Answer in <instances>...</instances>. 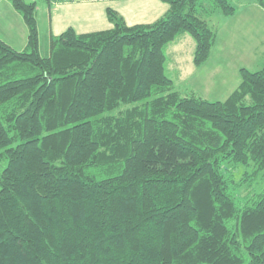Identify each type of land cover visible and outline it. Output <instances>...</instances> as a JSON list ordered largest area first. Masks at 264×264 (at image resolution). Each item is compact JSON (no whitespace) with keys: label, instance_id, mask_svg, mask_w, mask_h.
<instances>
[{"label":"trees","instance_id":"1","mask_svg":"<svg viewBox=\"0 0 264 264\" xmlns=\"http://www.w3.org/2000/svg\"><path fill=\"white\" fill-rule=\"evenodd\" d=\"M27 47L0 38V264H264V66L224 101L178 91L165 47L191 35L210 57L230 0H161L163 17L52 35L37 3L9 0ZM264 9V0H256Z\"/></svg>","mask_w":264,"mask_h":264},{"label":"rangeland","instance_id":"2","mask_svg":"<svg viewBox=\"0 0 264 264\" xmlns=\"http://www.w3.org/2000/svg\"><path fill=\"white\" fill-rule=\"evenodd\" d=\"M36 2L38 6L40 27L44 34L47 31V9L48 3L45 0H27ZM237 7V12L232 17H226L222 12L217 11L210 19L209 24L215 30L219 29L218 37L210 60L201 66L192 63L193 51L196 42L191 35H186L192 42V51L188 48L187 40L181 47L173 46V43L165 47L166 74L175 83V88L183 94L194 91L209 101H224L241 83V69L247 68L250 71H258L264 66V47L254 53L252 47L255 45L259 35L264 36V16L261 18L250 11H242L241 4L254 3L255 0H230ZM4 1H0V8ZM157 8L162 6L165 11L168 4L156 0L153 2ZM259 8V7H257ZM262 12V9L259 8ZM4 11V10H3ZM49 40L41 39V53L44 56L49 54ZM186 43V44H185ZM176 45V44H175ZM187 49V51H184ZM174 48V53L172 51ZM256 54V55H255ZM178 60V61H177ZM178 62V63H177ZM223 62L224 66L219 67ZM182 74H180V71ZM182 75V76H181ZM6 167L5 161H0V175ZM233 172V179L238 187V195L241 199L254 192H258L264 186V180L259 176L253 177L252 169L237 167Z\"/></svg>","mask_w":264,"mask_h":264},{"label":"crops","instance_id":"3","mask_svg":"<svg viewBox=\"0 0 264 264\" xmlns=\"http://www.w3.org/2000/svg\"><path fill=\"white\" fill-rule=\"evenodd\" d=\"M0 1H4L3 6H1L0 8V38H2L4 41L12 45L17 50L20 51L25 50L27 47L28 29L22 15L13 8L9 0H0ZM45 1L48 3L49 6V8L46 10L48 29L45 34L44 32H42L40 27V19H39L40 10L38 11V6L36 9V16L38 21L39 37H40V46H41V39L43 37L47 38L50 41L52 35H59L70 27L74 28L78 33H88V32L100 31V30H106L112 28L113 23L109 20L107 15V10L109 8L117 11L123 17L125 22L130 26L136 24L153 23L156 20L163 17L165 13L168 11V9L167 11H165V8H163L162 6H159L157 8L155 5H153V2H155L156 0H45ZM240 4L242 11L244 12L250 11L252 14H256L260 18L264 16V12L259 10V8L260 9L262 8L258 5L257 2H255V4L246 3V2ZM262 10L264 11V9ZM215 13L211 16L210 19H212ZM232 16H226V17H232ZM215 32H216V40H217L219 29H215ZM186 40H187L186 43H188L187 47L188 48L191 47L190 50L192 51L193 44L190 38L186 35L177 38L174 41L173 46L181 47L183 45V42ZM214 46L212 48L208 60H210V58L212 57ZM259 47L261 48L264 47V36L262 35L258 36L257 41L255 42V45L252 47L251 51L256 53L259 50ZM170 51L174 53V48L173 50ZM184 51H187L185 47H184ZM262 53L264 56V50ZM192 63L194 64L193 58H192ZM220 66H224L223 62L219 63V67ZM180 74H182L181 71Z\"/></svg>","mask_w":264,"mask_h":264}]
</instances>
